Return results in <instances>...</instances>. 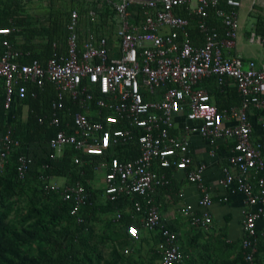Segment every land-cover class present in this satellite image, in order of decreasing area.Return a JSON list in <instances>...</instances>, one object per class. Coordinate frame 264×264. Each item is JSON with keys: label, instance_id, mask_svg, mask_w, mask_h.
Listing matches in <instances>:
<instances>
[{"label": "built area", "instance_id": "1", "mask_svg": "<svg viewBox=\"0 0 264 264\" xmlns=\"http://www.w3.org/2000/svg\"><path fill=\"white\" fill-rule=\"evenodd\" d=\"M102 4L114 12L107 34L88 30L81 40L74 9L64 51L54 50L43 62L35 58L26 63L32 52L15 49L9 39L19 29L0 27L3 110L10 112L16 102L35 99L46 84L52 86L49 113L37 118L39 125L54 130L49 159L71 149L76 169L89 166L93 174L102 173L105 203H130L126 235L138 241L142 231L157 232L155 264H184L190 258L179 234L161 225L156 193L171 186L175 173H183L198 192V208L184 204L181 212L191 227L209 229L214 189L203 182L207 166L195 162L191 140L200 138L211 158L219 156L220 146L228 147L215 190L242 198L240 251L253 264L259 240H264V67L258 69L241 55L226 56L223 49L233 48L239 36L238 9L256 0H100L98 6ZM133 5L142 10V19L134 23ZM180 8L185 16L176 14ZM210 12L220 21L222 35L210 26ZM88 18L95 23V12L89 11ZM192 20L203 39L200 45L190 37ZM250 41L262 40L252 33ZM205 80L221 93L235 88L239 106L219 109ZM253 122L262 138H254ZM20 149L11 128L0 129V167L10 164L16 152L15 177L23 181L32 160ZM45 169L38 176L42 194L70 202L69 215L84 225L79 215L89 200L85 186L70 177L57 183ZM115 213L119 222L122 213Z\"/></svg>", "mask_w": 264, "mask_h": 264}, {"label": "trees", "instance_id": "2", "mask_svg": "<svg viewBox=\"0 0 264 264\" xmlns=\"http://www.w3.org/2000/svg\"><path fill=\"white\" fill-rule=\"evenodd\" d=\"M47 2V9L43 10L41 13H27L23 7L24 3H28L27 0H0V27H16L19 29V32H14L9 36L13 47L17 50H30L32 52V56L26 59V63L31 62L32 59L39 58L45 60L48 58L52 52L56 50H62L63 45L66 40L67 30L66 25L69 21L70 13L72 10L76 9L78 12V21L79 28H85L87 30L93 31L95 35H103L107 34L108 30L106 29L109 26V21L114 23V12L110 10L105 4L98 6L100 0H45ZM60 1V2H59ZM59 2V4H57ZM57 4V5H56ZM223 6V4H222ZM225 8V7H224ZM227 9V8H226ZM253 9H260L257 5L253 6ZM94 11L96 14L95 23L91 22L88 18V12ZM176 14L179 16H185V11L183 8L177 9ZM130 13V21L138 22L142 19V10L137 5H133L129 8ZM249 17H252L249 14ZM255 19V27L257 28L260 25L264 24V17L261 14H256L253 16ZM82 20L84 21L82 23ZM208 22L213 23L216 22V18L213 17L212 12H210V18ZM209 23V24H210ZM90 26V27H88ZM92 26V27H91ZM110 27V26H109ZM196 28L195 22L190 21L189 33L190 37H193L192 31ZM197 29H195L196 31ZM198 33V31H196ZM23 38V45H16V38ZM37 41V46H39L40 50H36V45L33 47V43L31 40ZM43 62V61H42ZM212 84L214 86V90L207 89V91L211 94L216 106L219 109L229 108L232 106H239L240 99L237 96L235 88H226L223 93H221L215 85L211 81H204V84ZM53 88L50 84H46L43 91L37 93L35 99L27 98L23 103L27 104L30 107V111L28 114V119L26 124H21L16 119L11 120L7 127H10L12 130V136L18 139L21 143V149L19 153L25 154L27 157L31 158L32 164L30 169L23 181L17 180L15 177V154L11 156L9 168L7 169V174L4 176H0V200L9 199L16 195L15 192V182H24L26 180L34 181V191L43 195L38 182V176L42 171V168L46 167L45 173L48 175H52L60 178H68L73 182L80 181L86 188L89 193V200L85 206H83L80 211V215L84 221L87 220L89 215H93L96 211L95 206V195L98 191H95L87 182L92 180L93 171L89 166H84L79 169H76L73 162L72 157L76 155L71 149H66L65 153L55 160L49 159L50 149L48 146L49 139L54 135V130L47 128L45 125H39L37 123V118L39 116H44L49 111L50 102L53 98ZM20 110H17L18 114ZM254 126V138L259 139L261 137V133L258 129V126L255 122H253ZM4 131V128L1 129V132ZM36 134L38 136V141L36 143L37 149L40 152L38 155L30 152L29 148L31 146V141L28 140L29 135ZM121 151H125L126 148L120 149ZM228 147L220 146L219 151H227ZM65 178V179H66ZM101 190L99 196L101 194ZM45 196H54L59 200V205L53 210L51 216L53 218H57L62 216L63 214H67V216L76 219L69 215V209L71 207L70 202H62L57 194H49ZM130 207V203H128L127 199H119L113 203H106L105 208L103 209L104 213H115L116 211H120L122 213V218L119 221L120 224L130 223L131 220L127 215L126 211ZM85 225V223H84ZM83 226V225H82ZM80 225L78 226V229ZM8 232V227L2 222L0 218V235ZM32 240L43 241L47 244H55L54 240L47 238L46 236H38L33 232H26ZM129 238V237H128ZM130 239V238H129ZM133 240V239H130ZM258 246V253L254 257L253 264H264V242L263 245ZM6 253V249H2L0 245V261L5 260L4 256ZM48 262V264H52L50 259L39 260L35 258H28L26 256L17 255L14 260L9 262L10 264H44V262ZM219 264H249L243 260L241 255V251L239 254L230 261H223Z\"/></svg>", "mask_w": 264, "mask_h": 264}, {"label": "rangeland", "instance_id": "3", "mask_svg": "<svg viewBox=\"0 0 264 264\" xmlns=\"http://www.w3.org/2000/svg\"><path fill=\"white\" fill-rule=\"evenodd\" d=\"M27 7L28 9L24 7L26 12L41 13L47 9V2L30 0V6ZM244 12H240V22ZM257 13L264 17V9L261 8ZM114 23L109 21V29ZM243 27L245 32H250L248 21L244 22ZM8 168L9 164L0 167V176L7 174ZM101 175L102 173L93 174L89 181L90 186L98 191L95 195L96 211L92 216L89 215L85 225H80V229L77 222L67 214L57 218L51 216L60 202L54 196L37 194L33 180L15 182L16 195L0 200V218L8 227V232L0 235V245L2 249H6L4 256L7 258L6 261L1 260L0 264H10L17 255L39 260L50 259L52 264H153L157 256L155 249L144 242L130 240L124 225L114 221L113 212H103L106 203L99 196ZM52 178L57 183H62L66 177ZM26 232L46 236L54 240L55 244L32 240ZM125 248L130 250L129 254L123 253ZM44 264L48 262L45 261Z\"/></svg>", "mask_w": 264, "mask_h": 264}, {"label": "crops", "instance_id": "4", "mask_svg": "<svg viewBox=\"0 0 264 264\" xmlns=\"http://www.w3.org/2000/svg\"><path fill=\"white\" fill-rule=\"evenodd\" d=\"M27 2L28 4L24 6V3L23 7L28 9L27 6H30V0H27ZM256 3L260 9H264V0H256ZM253 6L243 4L242 7L238 9L239 15L240 12L243 10L245 11L243 20L240 22L239 36L234 47L230 49L224 48L223 52L226 56L241 55L247 60H253L256 67L260 69L264 67V24L257 28L255 27L256 22L253 16H255L260 9L255 10L253 9ZM222 8L226 9L227 7L223 4ZM228 9L229 8L226 10ZM249 14H251L252 17H249ZM247 21L250 25V32L244 31L243 24ZM211 24L212 22L210 23V26H212ZM213 27H215L222 35L223 28L218 19L213 23ZM106 29L109 31L112 27L109 29V26H107ZM195 29L192 31L193 37L191 39L195 44L200 45L203 43V39ZM252 33L259 36L262 41L260 43L251 42L250 36ZM79 37L81 40L86 38L85 28L81 27V29H79ZM23 43L24 41L22 37L16 38L17 46H22ZM31 43H33V47H35L37 41L32 39ZM64 45L62 50L57 51L63 52L65 49ZM35 49L38 51L40 50L37 45ZM39 60L45 61L42 59ZM204 87L205 89L214 90V86L210 83H205ZM17 110H20L18 114H16ZM29 111L30 107L27 104L16 102L12 111L6 112L2 108V100L0 97V129L4 128L5 130L6 125L13 119H16L21 124H26ZM48 113L49 111L46 115ZM28 140L32 143L29 148L30 152L38 155L40 153L36 146L38 136L30 133ZM190 151L193 154L195 162H204L206 164L207 169L204 173L203 182L205 185L214 189L213 205L210 208L213 220L212 225L207 230L191 227L186 216L182 214L181 208L184 204H189L194 209L198 208V192L194 185L186 182L184 174L181 172L175 173L172 176V184L169 188L161 189L155 195L156 202L160 205L161 225L168 227L179 234L182 249L190 256L187 264L189 262L192 264H219L223 261L233 260L240 251V240L242 236V198L237 194H228L222 189L215 190L217 180L222 175L220 165L226 162L228 152L221 151L219 152L218 157L211 158L208 156L206 144L198 137L192 138ZM180 194H182V196H180ZM100 198L103 200L101 194ZM113 214L115 217L116 213ZM138 241H141L142 243L144 242L147 246L153 247L156 250L158 234L156 231H142ZM263 242L264 240L260 239L259 245L261 244L262 246ZM262 256L264 258V255ZM156 261L157 256H155L153 264H155Z\"/></svg>", "mask_w": 264, "mask_h": 264}]
</instances>
